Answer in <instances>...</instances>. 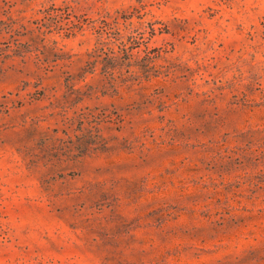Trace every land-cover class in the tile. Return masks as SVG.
Here are the masks:
<instances>
[{"label": "rangeland", "instance_id": "rangeland-1", "mask_svg": "<svg viewBox=\"0 0 264 264\" xmlns=\"http://www.w3.org/2000/svg\"><path fill=\"white\" fill-rule=\"evenodd\" d=\"M0 264H264V0H0Z\"/></svg>", "mask_w": 264, "mask_h": 264}]
</instances>
